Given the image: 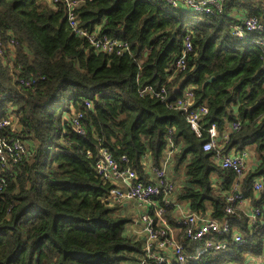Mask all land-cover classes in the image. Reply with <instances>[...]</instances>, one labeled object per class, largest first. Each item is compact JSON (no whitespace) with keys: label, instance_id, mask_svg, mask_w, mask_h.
<instances>
[{"label":"trees","instance_id":"1","mask_svg":"<svg viewBox=\"0 0 264 264\" xmlns=\"http://www.w3.org/2000/svg\"><path fill=\"white\" fill-rule=\"evenodd\" d=\"M76 13L79 26L118 36L128 49L95 50L68 26L63 6L49 0H0V118L13 124L0 135L26 147L17 162L0 163V264H132L143 255L144 237L128 233L138 218L118 212L127 205L105 201L112 183L94 168L101 148L118 162L125 155L142 181L169 151L168 166L183 182H174L163 215L187 253L204 243L186 237L178 206L229 222L230 232L213 235L225 248L181 264H241L263 253L264 193L252 183H264V49L253 40L264 30L242 39L231 30L246 16L264 24V0H221V12L209 14L166 0H81ZM186 34L192 50L173 74ZM148 86L165 88L163 98L141 93ZM187 87L189 108H208L200 134L172 105ZM77 113L83 134L71 123ZM234 120L241 123L236 131ZM212 123L217 145L204 150ZM246 148L258 158L254 168L238 177L221 167L217 154ZM234 191L259 208L255 222L237 205L224 210Z\"/></svg>","mask_w":264,"mask_h":264},{"label":"built area","instance_id":"2","mask_svg":"<svg viewBox=\"0 0 264 264\" xmlns=\"http://www.w3.org/2000/svg\"><path fill=\"white\" fill-rule=\"evenodd\" d=\"M52 4L62 5L65 12V19L68 26L72 29L76 36L84 37L86 41L95 49L102 52L123 53L128 49L127 41L118 36L100 33L97 28L94 31L79 26L76 8L81 0H49ZM168 3L177 7L183 5L193 12L201 14L214 13L215 10L221 12V0H166ZM264 30V24L254 15L242 18L240 23L233 25L232 34L242 39L248 33H260ZM254 42L261 45L264 49V37L253 39ZM11 41V40H10ZM192 50V41L189 34H186L182 40L181 54L176 59L172 73L182 71L185 68L186 58ZM3 53V43L0 39V55ZM28 84V82L26 83ZM150 92L155 96L163 98L165 88L155 92L153 88L148 86L141 90V93ZM193 99L192 87H187L183 91V95L175 99L172 103L175 107L183 108L185 111V120L190 128L197 134H200L201 117L207 113L206 105L201 104L194 108H189ZM89 104L88 102H86ZM81 114L77 113L71 117V123L79 134H83L84 130L80 125ZM9 127L13 129L10 117L0 118V131ZM241 127L239 120L230 122L232 130H238ZM208 139L202 144L204 150H208L217 145L218 131L215 124H211L207 129ZM226 138L225 136H223ZM25 144L16 137L6 138L0 135V163L4 166L9 160L17 162L22 155H25ZM89 153V152H88ZM169 151H165V157L162 165L151 166L150 177L146 181L137 180L136 172L131 169L127 163L128 159L125 155L120 157L118 162L110 151L101 148L99 156L94 162V168L98 175L103 179L112 183L105 201L114 204L128 205L129 200H133L141 207L138 216V222L141 226V233L144 237V253L132 264H181L191 257H197L209 248L223 249L226 247L225 240H217L213 235L226 234L230 232L231 227L228 221H219L210 216L201 217L195 212H184L179 215L177 223L184 228L185 235L191 241L203 242L204 245L194 255L187 253L183 243L176 238L177 231L174 227H170L164 218V207L168 203H173L170 195L174 192L176 184L167 176L166 169L168 167ZM247 151L242 150L238 153L219 156L221 167L231 169L240 177L246 168ZM252 187L257 192L264 193V183L260 179H255ZM244 195L239 191L230 193L227 197L225 211L232 213L233 206L243 202ZM160 200L162 203L160 204ZM181 206H178L179 209ZM260 214L258 207H252L250 212L251 223L255 222ZM233 239L237 244H243L245 239L242 234L236 230L232 233ZM223 264H231L225 262ZM255 264H264V254L255 261Z\"/></svg>","mask_w":264,"mask_h":264},{"label":"crops","instance_id":"3","mask_svg":"<svg viewBox=\"0 0 264 264\" xmlns=\"http://www.w3.org/2000/svg\"><path fill=\"white\" fill-rule=\"evenodd\" d=\"M243 150L247 151V156H246V159H245L246 167L247 168L248 167L254 168L256 166V164H257V160H258L257 156L255 155L254 152H252L251 148H246V149H243ZM166 172H167L168 178L173 180L176 184L183 182V179H182L183 178V174H182V172H179V174H177L175 171H172V169H170L169 166L167 167ZM237 206H238V208L243 210V212L245 214H248V213L250 214V212L252 210V207H254V205L250 204L249 200L246 197L243 200V202H241ZM177 210H178V214H182L184 212H187V208L185 206H182V205H181V207L179 209L177 208ZM133 227H134L133 232H136L137 236H142V233L140 232L141 231V226H140L138 220L136 221V224L133 225ZM175 231H177V228H175ZM263 254H264V251H263L262 255ZM260 255L261 254L256 255V256L247 255L245 257L244 261L241 264H255V261L260 258ZM230 263L233 264L232 262H230Z\"/></svg>","mask_w":264,"mask_h":264},{"label":"rangeland","instance_id":"4","mask_svg":"<svg viewBox=\"0 0 264 264\" xmlns=\"http://www.w3.org/2000/svg\"><path fill=\"white\" fill-rule=\"evenodd\" d=\"M116 89L117 90H122L123 88H116ZM177 172L179 173L180 171H177ZM140 210H141V207L138 206L135 201L129 200L128 201V205L125 208V211H122V210L119 209L118 212L119 213L120 212L121 213H126V214L128 213V214H131L132 216H134L135 218H138ZM128 230H129L128 233L129 232H132L134 234H137L136 232H133V230H134V227L133 226L131 228L128 227Z\"/></svg>","mask_w":264,"mask_h":264},{"label":"water","instance_id":"5","mask_svg":"<svg viewBox=\"0 0 264 264\" xmlns=\"http://www.w3.org/2000/svg\"><path fill=\"white\" fill-rule=\"evenodd\" d=\"M213 79V76H211L209 79L206 80V82H209Z\"/></svg>","mask_w":264,"mask_h":264}]
</instances>
